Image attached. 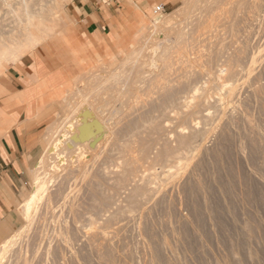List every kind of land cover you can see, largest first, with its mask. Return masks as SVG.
<instances>
[{"label": "rangeland", "instance_id": "374dc122", "mask_svg": "<svg viewBox=\"0 0 264 264\" xmlns=\"http://www.w3.org/2000/svg\"><path fill=\"white\" fill-rule=\"evenodd\" d=\"M7 1L5 29L21 8ZM26 2L52 28L35 48L61 41L75 68L0 264H264V0H107L114 29L97 41L73 0L59 18L57 0ZM83 127L93 143L49 152Z\"/></svg>", "mask_w": 264, "mask_h": 264}, {"label": "crops", "instance_id": "0c3cea01", "mask_svg": "<svg viewBox=\"0 0 264 264\" xmlns=\"http://www.w3.org/2000/svg\"><path fill=\"white\" fill-rule=\"evenodd\" d=\"M106 1L73 0L71 14L81 40L108 39L113 33L115 14ZM73 63L68 47L52 41L0 71V240L10 231L18 196L42 154L43 131L55 107L52 98Z\"/></svg>", "mask_w": 264, "mask_h": 264}, {"label": "bare ground", "instance_id": "6f19581e", "mask_svg": "<svg viewBox=\"0 0 264 264\" xmlns=\"http://www.w3.org/2000/svg\"><path fill=\"white\" fill-rule=\"evenodd\" d=\"M3 1H5L8 6H10V4L8 3L7 0H3ZM3 1L1 0V2H3ZM68 1H70V0H57V3L56 4L58 5V8H59L62 4L64 5V3H66V2L68 3ZM5 2H4V4H5ZM27 2H26V0H20L19 6L21 5V8H19V7L12 8V11L14 13L13 16H12V18L10 19L9 22L7 20H4L5 23L7 24V29L3 28L4 27V24L2 25L3 27L0 26L1 27V29H0V71L2 69H4V68L8 67L7 65L10 62H12V63L17 62L25 54V52L28 51V49L35 48L36 45L39 44L42 41L43 38L46 39L45 37H48L50 35V33L52 32L51 26L47 25L48 23L47 24L43 23L42 20L40 19L41 13L43 11L42 5L37 10L32 11V10H29L28 9ZM153 7H155V6H153ZM136 11L142 12L138 7H137V10ZM20 12H22V13H20ZM55 13L56 14H54V16L57 17V18H59L60 17L59 14L61 13L60 8ZM152 14L154 15L153 18L155 16H157L156 14H154L153 8H152ZM60 15H62V14H60ZM0 23H2V22H0ZM154 26H155V24H154ZM139 31H141V30H139ZM144 35H146V34L144 33ZM146 39H148V38L147 37H145V38L143 37V39L141 38L142 41L140 43V46H138L139 50L142 49V46L145 44V41H147ZM78 112H80V111H78ZM82 115L85 116V114H82ZM88 116H89V114H88ZM79 117H80V115H77L76 119H78ZM87 117H85V118H87ZM85 118H83V120ZM88 119H90V118L88 117ZM80 120L81 119H79L78 121H79V123L81 125L83 121L80 122ZM75 121H77V120H75ZM73 124H75V123H73ZM64 129H65V127H64ZM81 129L82 130H81V133L79 135L72 134L71 135L72 136L71 137L72 139H70V140H68L66 138L69 142L66 141L65 137H67L66 135L71 134V133H68L67 132V129H66V131H64V134H61V138L64 137L62 140H60V138L58 137L59 139L53 141L52 144L50 143L51 145L48 147L49 152L51 154L54 153L55 155H57L56 157H58L59 161H63V155H62L63 153H61V152H63V149H62V151L59 150V148L61 146H62V148H66L65 151H67V150H70L71 151L74 148L76 149V147H74V146H73L74 148L73 147H72V149L70 148V146L75 145V141L77 142V140H79L81 142V141H84L85 139L86 140L88 139V137H89L88 136L89 130H87V128H85V127L81 128ZM64 139L67 142L66 144H64V145H66L65 147H63V144H62V141H64ZM88 142H86V143L87 144L93 143V142H89V143ZM81 147H83V144L81 145ZM67 148H70V149H67ZM65 151H64V153H65ZM72 151L74 152V150H72ZM75 153H74V155H75ZM46 154H49V153H46ZM75 156H77V155H75ZM77 158H75V159H77Z\"/></svg>", "mask_w": 264, "mask_h": 264}, {"label": "built area", "instance_id": "2783aa9c", "mask_svg": "<svg viewBox=\"0 0 264 264\" xmlns=\"http://www.w3.org/2000/svg\"><path fill=\"white\" fill-rule=\"evenodd\" d=\"M153 11H154V14L162 13L164 11V5L162 3L156 4Z\"/></svg>", "mask_w": 264, "mask_h": 264}]
</instances>
